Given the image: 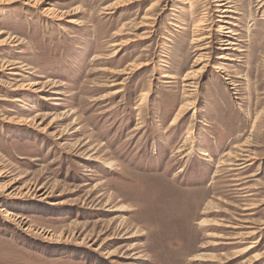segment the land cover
<instances>
[{"label": "rangeland", "instance_id": "1", "mask_svg": "<svg viewBox=\"0 0 264 264\" xmlns=\"http://www.w3.org/2000/svg\"><path fill=\"white\" fill-rule=\"evenodd\" d=\"M3 1L0 264H264V6Z\"/></svg>", "mask_w": 264, "mask_h": 264}, {"label": "bare ground", "instance_id": "2", "mask_svg": "<svg viewBox=\"0 0 264 264\" xmlns=\"http://www.w3.org/2000/svg\"><path fill=\"white\" fill-rule=\"evenodd\" d=\"M212 3L216 4V7H218L219 9H221V10H218L217 11L218 13L222 14V15H220L219 22H224L223 20L226 19V18H229V17L232 18V19H236L235 17L229 16V14H232V13H235L236 12V11H234V8H236V7L232 4V2L230 0H214ZM257 3L258 4H262V6H264V0H257ZM208 31L210 32V30H208ZM226 34H227V36H229V38L228 39H226L227 37L226 38H223V40L221 41L222 48H220V50H222V51H227V50H230V49L239 50V49H235L236 46H238V44L236 42H234V41H231V39L232 40L234 39L233 36H237L238 34H236L235 31H233V29H231V28L226 32ZM208 40H212L211 34L206 35V36L201 35L196 41H197V43H204V42H206ZM204 44L203 45L202 44H199L198 45V46H200L199 51H203L204 49H208L209 46H210V44H211V42L207 43V45L205 47H203ZM231 46H233V47H231ZM203 56H204V54H201L198 61H201L203 59ZM233 61H235V60H233ZM224 65L223 66L215 67V69L217 70L218 73H221V74L226 75L227 77H230V75H228V70H227L226 67H224ZM165 77H167L168 79H173V77L172 76H169V75H165ZM231 85H233V86L235 85V87L238 86L237 83H232ZM185 108L186 107L184 106V108H182L183 110H180V112L183 113V111H184ZM180 112L178 114H180ZM176 121H177V119L175 118L173 120V122H172V125L176 124ZM245 152H248V151H245ZM243 157H247V156H243ZM241 161H245L246 162L247 160H245V159L240 160V159L237 158L236 159V162L237 163H234L232 165H235L236 167H238L237 170H241V171L244 170V169H246L248 166H251L249 163H248L249 165H244L243 163L239 164L238 162H241ZM250 162H251V160H250ZM121 211L123 212L124 210L122 209ZM200 225L201 226H208L209 227L210 222L203 220L200 223ZM254 234L255 233L249 234L248 237H250V236H252ZM254 244H258V242H256V241L253 242V244H251V246H249V248L244 249L243 253H245L247 251H252V249H254L255 246H256V245L254 246ZM262 257H263L262 254H257V255L254 256V261L260 260ZM203 260H205L204 259V256H200L199 255L196 258V261H203Z\"/></svg>", "mask_w": 264, "mask_h": 264}]
</instances>
